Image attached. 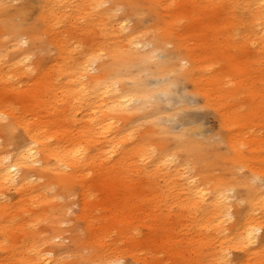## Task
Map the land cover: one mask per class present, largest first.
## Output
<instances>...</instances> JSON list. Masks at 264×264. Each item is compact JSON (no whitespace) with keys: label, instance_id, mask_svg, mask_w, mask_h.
I'll return each instance as SVG.
<instances>
[{"label":"bare ground","instance_id":"obj_1","mask_svg":"<svg viewBox=\"0 0 264 264\" xmlns=\"http://www.w3.org/2000/svg\"><path fill=\"white\" fill-rule=\"evenodd\" d=\"M44 1H38L39 19L50 33L49 20L40 8ZM75 1L46 0L44 6L49 2L52 13L67 8L72 19L85 20L81 29H72L89 36L83 40L79 36L89 45L78 59L65 61L56 74L39 71L30 87L18 91L0 69L5 86L0 96L26 92L16 99L0 98V119H10L23 128L22 141L12 150L4 149L13 143L11 128L0 132V191L13 189L20 197L33 178L53 177L45 183L47 191L34 186L27 193L39 205L53 200L47 193L52 186L69 194L68 183L80 184L81 216L92 231L82 242L100 247L101 252L82 255L75 264L122 261L120 254H107L106 246L116 248L115 243H106L110 230L88 211L90 189L98 182L112 191L121 186L125 189L126 193L118 192L114 200L102 204L119 219L117 232L130 219L119 211L127 206L134 210L147 207L149 220L158 218L154 216L157 210L163 214L158 220L168 222L170 215L180 218L179 231L192 232L187 240L192 257L179 264H264V184L260 183L264 179V0H207V6L202 0L192 8L191 2L198 1L112 0L106 6L109 0H80L74 8ZM154 4L163 6L166 19L152 28L135 27L126 33L123 18H139L141 10L150 11ZM2 5L0 40L10 35L17 44L32 39L17 18L2 16ZM209 8L216 15L220 13L217 9H223L219 21L214 20V36L204 33V27L211 29L210 24L198 23ZM183 17L188 23L179 32L177 21ZM239 25L245 27V33L235 42ZM186 37L194 43H186ZM55 40L59 42L52 44L60 57L64 46L60 39ZM29 57L23 55L24 60ZM186 83L191 85L189 93L202 95L220 118L224 132L220 140L229 153L214 158H222V165L206 162L204 153L211 147L190 133L173 136L158 115V98L165 96L170 101ZM17 106L24 113L20 119L15 115ZM182 109L181 105L165 112L177 119ZM26 116L30 119L25 120ZM135 177L141 179L140 187L134 185ZM238 188L244 192L227 194ZM17 205L0 197V249L6 251L2 243L11 229L22 230L28 242L21 250L32 251L22 264H65L40 248L61 236L59 217L49 219L48 227L54 233L41 243L40 234L31 228L36 213L27 206L26 218L17 224L13 219ZM169 229L166 227L167 240L171 238ZM124 232L128 238V231ZM169 251L182 257L178 248ZM233 251L239 254L230 259ZM7 262L0 260V264Z\"/></svg>","mask_w":264,"mask_h":264},{"label":"rangeland","instance_id":"obj_2","mask_svg":"<svg viewBox=\"0 0 264 264\" xmlns=\"http://www.w3.org/2000/svg\"><path fill=\"white\" fill-rule=\"evenodd\" d=\"M38 1L39 0H0V3L3 4L1 7L2 16L17 18V22L21 24L22 28L25 29L28 34L33 35L32 39H22L20 44L16 43L14 37H10L12 35L3 37L4 39L0 40V69L7 74L8 81L14 84V89L16 91L30 87L33 77L41 70H47L49 73L56 74L57 69L62 67L65 61L70 60L72 57L74 60L78 59V56H80L89 45L87 42L82 41L85 37L89 39L87 33L79 35L72 32V29H81L85 20L83 18L76 20L72 19L71 15L67 13L69 12L67 8H61L59 11L52 13V5L48 2L46 6H44L45 0L43 6L40 8L41 11H44L45 15H47V21L49 20L48 23L52 29L50 33H47L39 19L40 9L38 7ZM79 1L80 0L74 2V8ZM171 1L172 0H169V2ZM196 1L198 2H191L192 4L189 8L195 7V5L202 0ZM204 1V6H207L209 1ZM229 1L233 2V0ZM111 3L112 0H109L106 6ZM230 5L231 4H228V6ZM22 9L25 11L24 13H20ZM218 10H220V13L216 15L213 14L214 9L209 8L205 11V14L199 17L200 21H198V23L204 26L207 24L211 25V29L204 27V33L206 35L214 36V24L216 23L214 20L222 16L223 9H217V11ZM243 10L244 8L240 9L242 12ZM141 11L142 14L139 18L135 16H131L130 19L123 18L124 23L127 25L126 33L132 31L135 27L139 30L152 28L166 19L164 16V8L160 4H154L150 11ZM187 12L189 14L191 13L188 9ZM122 14L121 12L119 16H122ZM240 18L242 17L240 16ZM217 21H219V19ZM186 23H188L186 17L177 21L179 32L184 31L182 26H185ZM244 33L245 27L239 25L236 29V34H234L235 42H238L239 36H242ZM79 36H82V40L79 39ZM55 37L60 39L61 44L64 46V52L60 57L57 56L58 48L52 44L59 42L55 40ZM185 40L188 44L192 45L194 43V40H191L189 37H186ZM169 48L172 50L174 49L173 45H169ZM181 49L179 51L184 54L185 50ZM27 53L30 54V57L24 60L23 55ZM95 72H97L96 69L91 71L92 74ZM3 84L4 82L0 80V93L5 88ZM180 89L178 92L176 90V93L170 97V101H167L165 96H160L157 100V107L155 108L159 111L158 115H160L163 125L169 129L173 136H175L176 133H190L191 136L203 141L205 145L211 147L204 153L205 161H214L218 165H222V158L216 160L214 157L216 155L221 156L228 154L229 151L225 142L220 140L223 139L224 132L218 114L206 105V99L202 95H192L189 93L191 90L190 84L186 83L185 87L181 89L182 91ZM18 93L19 94L11 95L4 92L1 94L0 98L9 97L8 99H16L26 92ZM174 97L177 98L175 99ZM181 105L184 107V110L182 109L179 111L177 119L174 117H167L166 110ZM15 115L19 116L18 119L24 115L23 110L19 109L18 106ZM24 119H30V116H26ZM138 122L139 120L133 123ZM186 123L187 125H185ZM6 128H11L13 143H10L11 145H7L4 149H15L16 145L20 144L22 141L21 133L23 132V128L10 119H0V132L5 133L4 129ZM0 142L2 143L1 139ZM169 145H173L172 140H169ZM2 146L3 145H1V147ZM243 170L247 171L246 169ZM52 180L53 177L50 176H45L43 179L33 178L29 181V186L25 193L20 197L13 189L0 191V197H2V199L10 201L14 205L18 204V207L16 206L13 208V214H15L13 218L14 222L19 224L20 221H23L27 215L25 211L26 207L29 206L32 208L36 213L37 220L31 228L34 232L40 234L38 241L42 243L43 237L50 236L54 233L53 231L50 232V228L48 227L50 225L49 219L54 216L59 217L58 220L62 228L61 236L45 244H41L40 248L45 250V254L48 257H60L65 264H75V261L80 259L82 255H89L92 252L100 253V247L92 248L91 246L84 245L82 242L92 231L91 225L88 223L87 219L81 216L82 189L80 184L68 183L69 194L63 188L52 186L50 192L47 193L53 197V200L39 205L37 200H31L27 195L28 192L32 191L34 186L47 191L45 183ZM133 182L136 187H140L139 182H141V179L135 177ZM260 183L264 184L263 178L260 179ZM90 192V197H88V211L100 218V221L103 223L102 226L109 228L111 238L106 239V243H115L116 248L113 249L108 245L105 249H108L107 254L116 253L122 255L123 257L121 258L122 261L120 264H144V259H147L150 264H179L182 261H186L188 257H192V255L190 256V246L187 243L192 232L186 229H181L179 231V229L182 228L179 225L181 222L180 218H176L175 215H170L168 222L162 219L158 220L163 214L160 210H157L154 212V216L158 218L156 217L157 219L155 221L154 219L149 220L145 210L147 207L134 210L133 207L127 206V209H120L119 211L125 212L124 216L128 214L130 219L122 225V230L117 232L118 226L116 224L119 219H115L113 209L106 208L103 205L109 198L114 200L118 192L124 193L125 189L121 186L120 189L112 191L109 190L107 186H103L102 182H98L94 184ZM144 192L145 191H142V194H144ZM243 192V188H238L235 191H227V194H233L235 196ZM56 193L58 196L55 195ZM122 196L124 195L121 194L120 197ZM146 197L149 198V195ZM163 213L165 214L167 211L164 209ZM168 226L170 227L169 234L171 238L167 240L165 231ZM124 231H128V238H126L127 233ZM135 232L137 234H135ZM9 235L10 236L2 243L6 251L4 252L0 249V260L6 259L8 260V264H22L32 253L30 250H21L22 245L28 242V236L22 230L14 229L10 230ZM122 235H126L124 240L121 239ZM131 236L136 238L135 242H132L133 238H131ZM14 240L16 242L13 243ZM164 242L165 244H163ZM176 248L180 250V255H182V257H179L178 254L174 252ZM169 250H172L175 254H172ZM238 254V251H233V253L229 254V257L233 259Z\"/></svg>","mask_w":264,"mask_h":264},{"label":"snow or ice","instance_id":"obj_3","mask_svg":"<svg viewBox=\"0 0 264 264\" xmlns=\"http://www.w3.org/2000/svg\"><path fill=\"white\" fill-rule=\"evenodd\" d=\"M254 231H258V230H254ZM249 235H251V233H249Z\"/></svg>","mask_w":264,"mask_h":264}]
</instances>
